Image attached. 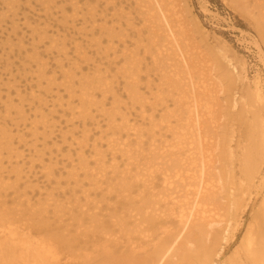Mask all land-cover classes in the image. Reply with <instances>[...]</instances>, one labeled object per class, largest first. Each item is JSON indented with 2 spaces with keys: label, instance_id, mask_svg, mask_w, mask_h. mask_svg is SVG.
I'll list each match as a JSON object with an SVG mask.
<instances>
[{
  "label": "bare ground",
  "instance_id": "bare-ground-1",
  "mask_svg": "<svg viewBox=\"0 0 264 264\" xmlns=\"http://www.w3.org/2000/svg\"><path fill=\"white\" fill-rule=\"evenodd\" d=\"M133 1L145 17L146 35L133 28L134 57L142 51L143 61L130 66L136 72L132 76L139 77L147 57L155 73L171 69L160 84L169 87L166 93L174 97L178 113L168 106L166 120L171 124L176 118L180 128L169 129L174 142L165 147L171 154H159L153 138L144 142L138 137L139 148L146 145L148 154L140 151L136 163L135 156L130 157L129 165L137 168L135 176L105 188L100 200L87 194L92 206L77 212L67 209L78 217L70 223L61 208L55 209L52 221H45L41 212L50 206L48 202L37 209L30 199L17 204L13 198L8 203L7 190L24 194L16 186L3 185L0 264H264V90L259 81L248 82L243 63L239 66L228 57L229 47L215 51L217 59L211 58L214 52L197 42L198 36L203 37L198 17L192 12L187 16L180 2ZM224 1L231 8L257 10L250 20L261 53L264 0H256L254 8L247 0ZM200 6L203 13L210 12L205 3ZM222 95H227L224 101L231 98L233 112L228 124L218 123L214 133L229 127L230 138L237 134L239 139L234 149L227 147L229 158L220 160L216 154L220 142L209 135L218 118L214 114L224 109ZM176 149L185 157L174 153ZM230 225L235 233L230 241L226 229L224 241L221 231ZM236 239L239 249L226 260L228 244Z\"/></svg>",
  "mask_w": 264,
  "mask_h": 264
},
{
  "label": "rangeland",
  "instance_id": "rangeland-1",
  "mask_svg": "<svg viewBox=\"0 0 264 264\" xmlns=\"http://www.w3.org/2000/svg\"><path fill=\"white\" fill-rule=\"evenodd\" d=\"M177 1L187 16L192 12L198 17L203 37L198 36L197 42L214 52L211 58L217 59L215 51L229 47L228 57L239 66L243 63L248 82L259 81L264 90V47L260 53L250 20L257 10L231 8L224 0ZM244 1L257 6L256 0ZM201 2L210 12L203 13ZM135 4L133 0H0V176L4 177L0 189L16 186L24 194L7 190L8 203L13 198L17 204L30 199L37 209L48 202L50 206L41 212L45 221H52L55 209L61 208L70 223L78 217L67 209L77 212L89 205L87 194L100 200L105 188L135 176L137 168L129 165L130 157L134 155L136 163L138 154H148L146 145L139 148L138 137L144 142L153 138L159 154H171L165 147L174 142L169 129L180 128L176 118L171 124L166 120L171 111L177 112L173 94L169 98L166 93L169 87L160 85L171 69L155 73L147 57L139 77L132 76L136 72L130 66L143 61L142 51L134 57L137 30L146 35L145 17ZM108 45L114 50L108 51ZM227 95L221 96L224 109L214 114L218 118L208 134L220 142L216 151L220 160L229 158L227 147L234 149L239 139L237 134L230 138L229 127L214 133L218 123L228 124L233 112L231 98L224 101ZM177 150L174 153H182ZM226 229L232 241L233 225L221 229L224 241ZM239 241L228 244L226 260L238 251Z\"/></svg>",
  "mask_w": 264,
  "mask_h": 264
}]
</instances>
